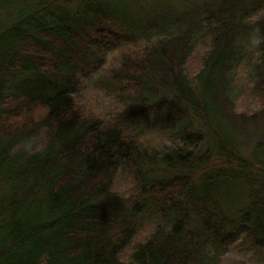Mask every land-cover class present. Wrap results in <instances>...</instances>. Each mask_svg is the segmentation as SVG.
Here are the masks:
<instances>
[{"label": "trees", "instance_id": "obj_1", "mask_svg": "<svg viewBox=\"0 0 264 264\" xmlns=\"http://www.w3.org/2000/svg\"><path fill=\"white\" fill-rule=\"evenodd\" d=\"M5 4L0 264H264V0ZM259 124L251 162L237 132Z\"/></svg>", "mask_w": 264, "mask_h": 264}, {"label": "rangeland", "instance_id": "obj_2", "mask_svg": "<svg viewBox=\"0 0 264 264\" xmlns=\"http://www.w3.org/2000/svg\"><path fill=\"white\" fill-rule=\"evenodd\" d=\"M55 2H64V0H54ZM69 2V0H66ZM147 1H167V0H147ZM173 4H176L179 6V0H171ZM54 3V2H53ZM154 6V5H153ZM11 7L8 4H5L1 7L0 13L3 15L8 14V12L11 11ZM114 55V54H113ZM113 55H109L107 60H111ZM253 55V54H252ZM254 56V55H253ZM247 75L245 71L242 72L241 77L238 78V82L241 84V93L239 96V99H237L236 103L239 106L241 110H246V111H252L254 109V104H255V97L251 92H249V88H247L246 83L244 78L242 76ZM98 76H93L91 79L87 80L84 83L83 87V100L87 106V108L97 115L100 116H106L114 109L116 108V103L111 96V94L106 93V91L102 90L100 85L98 84ZM248 84V83H247ZM149 131H146V137L149 139L150 142H155L158 141L159 135L157 132H155L153 129H148ZM263 131V126L262 124L256 125V126H241L238 129L237 135H238V140L240 142L239 150L242 153V155L246 156L251 162L254 161V158L251 156L253 153V149L255 147V143L253 140H256L258 138V134ZM257 134V135H255ZM221 160L218 159H213L211 161L209 167L204 170H196L192 172V178L194 180L199 179L202 177L208 170L214 169L218 167L219 165H224L221 164ZM228 164V163H227ZM225 164V165H227ZM224 165V166H225ZM161 170V169H160ZM252 179L254 180V177L251 176ZM249 179V182L255 183V184H260L263 185L264 183L261 181H253ZM129 182L125 181L121 176H117L115 180V185L114 188L122 191L123 189H127ZM264 188V187H263ZM243 255L236 250H232L230 252H227L220 264H253L252 262L248 261H243L241 258ZM246 258V257H245ZM246 260H248L246 258Z\"/></svg>", "mask_w": 264, "mask_h": 264}]
</instances>
